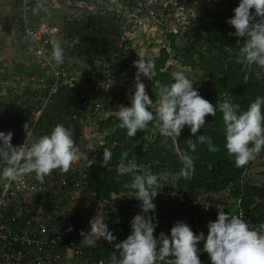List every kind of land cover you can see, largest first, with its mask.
<instances>
[{
    "label": "trees",
    "instance_id": "trees-1",
    "mask_svg": "<svg viewBox=\"0 0 264 264\" xmlns=\"http://www.w3.org/2000/svg\"><path fill=\"white\" fill-rule=\"evenodd\" d=\"M57 2L66 7L64 15L53 12L47 4L45 6L49 10L48 13H39L44 16V21L52 24L58 17L55 37L65 50L64 57L69 69L65 68L64 74L54 76L47 64H41L42 69L44 66L43 82L36 88L35 82L30 81L31 85L40 90L34 91L33 94L24 84V92L30 97L28 101L21 98L17 102V98L11 100L7 98L8 95L2 93L0 129L11 131L12 138L17 142L25 130L23 125L30 123L28 113L40 107L43 98L48 97L49 89L55 84V90L49 95L38 116L34 126L35 134L41 130L45 132L40 137L49 135L56 125L61 124L73 130V138L80 150L78 156L83 154L88 155L89 159L95 158L96 163L91 167H87L86 162L79 159L80 169L75 168L67 173H61L59 169L53 170L51 175L45 177L44 183L35 179V173L31 174L34 183L44 186V190L37 189L35 193L36 206L39 209L42 210L41 206H44L41 204L55 205L54 201H57V205L67 204L74 201V197L78 198L81 206L85 205L84 211L79 207L80 209L71 214L69 212L70 215L63 214L54 222L51 220L52 224L59 225V255L63 256V249L62 252L60 249L61 242L64 241L67 247L73 249L72 255L78 264H119L121 256L114 244L127 238L131 233L130 221L142 211L141 202L135 198L136 190L124 187L125 183L132 181V174L120 175L117 172L123 152L128 153L125 164L135 162L138 166L136 174L148 170L158 175L157 191L160 192L154 198V222L158 223L154 236L159 237L161 232L170 236L172 226L177 221L182 222L184 214H187L186 224L195 234L203 232L206 238L209 231L207 225L217 219L219 211L240 215L249 222L251 228L260 230V225L264 224V169L254 172L262 177L257 184L249 176L252 162L242 168L236 167L234 157L227 155L222 113L218 108L220 103L228 100L239 104L243 111L248 109L257 96L264 97V68L253 66L250 72L245 73L242 71V65L235 62L239 47L242 46L237 44V39L242 44L245 38L229 35L235 32V28L229 25L227 20L234 16V9L240 0ZM17 5V0H12L10 17L15 20L14 29L21 34L22 26L17 19ZM118 5L132 7L129 12L134 11L125 26L122 23L125 22L124 19H120L119 23V19L115 17ZM251 11L254 12V9ZM152 14L159 24L153 34H150L152 23L149 18ZM141 17H147L149 21L147 29L143 32L146 37L142 39L146 40L149 46L157 48L154 57L144 58L154 62L156 71V76L152 80L147 79L145 85L146 92L153 99V107L150 110L155 111L158 102L155 80L161 85H168L174 82L173 72L187 70L186 74L193 81L194 88L203 98L217 106L216 116H206L205 127L201 128L197 135L210 137L219 151L211 152L207 143L196 142L187 125L178 138L167 139L155 122H151L146 130L139 131L135 137H128L126 129L117 128L115 132L111 131L119 123L116 115L119 106H131L126 93L127 80L112 90L97 86V89L91 87L89 91V87L94 83L97 85L103 79L96 63L107 62L113 74L123 73L128 79L135 77L137 69L133 67V62L137 58L131 47V34H139L142 31L137 22ZM7 30H10L9 26ZM17 72L19 75L30 74L26 69H19ZM245 75L249 77L247 82L244 81ZM72 77L74 84L68 87L67 80ZM82 81H85L86 90L84 95L79 97L78 86ZM7 90L9 92L10 88ZM94 100L99 104L98 111L92 116L96 130L94 125L84 118ZM85 129L87 132H84ZM190 138L197 143L195 152L188 149L187 140ZM79 140H84V144H80ZM94 143L98 145L93 146ZM104 148L112 153L107 167L102 166ZM185 152L196 157L195 173L191 180L175 179L182 167L181 155ZM258 159L259 155L255 162ZM49 181L51 183L48 184ZM46 185L49 187L47 190ZM170 193H173V196ZM213 194L220 195L215 208L205 203ZM89 204L90 207L87 206ZM176 206H183L185 212L178 213ZM6 215L14 216L10 211ZM148 215L153 214L150 211ZM92 217L107 224L116 237L113 244L95 236L92 237L95 240L94 245L89 246L83 242L78 227H81V231L89 232L91 226L88 220ZM199 219L201 222H196ZM16 221L22 220L16 217ZM203 247L204 241L199 242L198 248L201 251L198 255L201 264H211L207 252L202 251ZM45 251V254L49 255L54 252L51 248H46ZM157 264L165 262L157 261Z\"/></svg>",
    "mask_w": 264,
    "mask_h": 264
},
{
    "label": "clouds",
    "instance_id": "clouds-1",
    "mask_svg": "<svg viewBox=\"0 0 264 264\" xmlns=\"http://www.w3.org/2000/svg\"><path fill=\"white\" fill-rule=\"evenodd\" d=\"M3 1H5L8 8L6 20L12 26H9V29H11V33L17 34L19 46H16V55L12 54L9 57L11 59L9 61L14 62L13 65L0 62V95L4 93L11 100L17 98V102L21 98L28 101L30 97L28 93L24 92V84L29 87L27 88L29 92L33 93L40 90L36 88L40 86L38 85L41 83L39 79L43 81L44 66L43 69L40 66L43 65L44 60L33 53V46L25 36L20 16L19 0H17V19L20 20L22 26L21 34L14 29L15 20L10 17L12 0ZM45 4L50 5V8L59 7L57 12L60 15L66 13V7L60 5L57 0H53L52 4H48V0H37L33 4L30 3L31 8L27 12L28 23L32 28L44 24L47 28L53 30V32L47 33L46 37L49 48L52 49L51 58L56 62V65H59L63 62L65 50L61 46V42L55 37L58 29V17L53 20V24L44 21V16L39 12L48 13L49 10ZM130 9L132 7L126 8V6L121 7L120 5L116 9L115 17L119 19V23L121 22L120 19H124L125 22H122L124 26L130 21L131 15H134V11L129 12ZM252 9H254V12L251 11ZM149 21L152 23L150 34H153L158 24L153 23L150 18ZM149 21L147 17L139 18L137 22L142 28L141 34L132 33L131 39L139 37L142 42H147L142 37H146L143 32L147 29ZM227 23L235 28V32L229 33V35L245 38L242 44L237 39V44L242 46L239 47L235 58V62L242 65V71L248 73L253 66L264 68V0H240L239 5L234 9V16L228 19ZM151 50L157 51V48L151 47ZM25 56H28L29 59H25ZM135 57L137 59L133 62V67H136L137 71L134 78L128 79L123 73L117 74L119 77L124 76V80H127L126 93L127 98L131 101V106H119L116 113L119 123L111 131L115 132L117 128L126 129L128 137H135L139 131L146 130L151 122H155L161 134L167 139L169 137L178 138L182 129L187 125L192 135L195 136L196 142L207 143L211 152L219 151V148L213 145L210 137L202 134L197 135L199 130L205 127L206 116H216L217 106L203 98L198 90L194 88L193 81L186 74L187 70L173 72L174 82L168 85H161L155 80L158 102L155 111H152L150 109L153 107V99L146 92L145 85L147 79L152 80L156 76L155 64L153 61L144 58L150 59L154 56L146 57L136 54ZM2 65L8 66L7 70H4ZM19 69L21 71L26 69L30 74L19 75V73H13V70L19 71ZM248 78V75H245L244 81L247 82ZM30 81L37 84L36 88H31ZM8 88H10L9 92ZM48 97L43 98L40 107L30 110L28 113L30 123L23 125L25 130L21 137L16 140L17 142L12 138L13 133L11 131L0 129V190L5 181L10 182L11 187L8 190L11 193L5 209L6 214L10 211L15 217L20 218L22 221L19 224L25 223L26 219L44 223L48 236L56 234L54 249L59 251L57 249L59 248L57 246L59 239L57 226L59 225L52 224L51 220L53 219L54 222L59 216L69 214V212L71 214V212L80 208L66 209L69 205H57V201H54L55 205L41 204L44 206H41L42 210L39 209L36 206L35 193L37 189H43L44 186L34 183L31 174L35 173V179L40 183H44L45 177L51 175L53 170L59 169L61 173H67L69 170L75 169V163L79 159H83L87 167H91L96 161L95 158L89 159L88 155L80 154L78 156L80 150L75 143L71 128L58 124L49 135L40 137L45 132L41 130L35 134L34 126ZM262 106H264V97L262 96H257L250 103L248 109L243 111L239 104H233L228 100L218 105L224 124L227 155L234 157L235 165L238 168L254 161L257 155L262 156L264 152L261 151L264 149V112H262ZM84 118L92 126L95 124L91 116L85 115ZM102 118L99 117V119ZM93 127L96 130L97 126L94 125ZM84 132H87L86 129ZM107 134L106 132L105 135ZM26 136L27 138L30 137V141L24 144ZM84 136V139H86L87 133ZM196 142L191 138L187 140L188 149L191 152L196 151ZM22 144L24 145L22 146ZM97 145L98 143L93 144V146ZM127 156V152L121 154L117 172L120 175L132 174V181L125 183L124 187L136 190L135 198L141 202L142 211L130 221L131 233L127 238L114 244L115 249L121 256L119 264H157V261H163L165 264H201L198 255L201 251L198 244L201 241H204L202 251L207 252L211 264H264V231H262L264 230V224L260 225V230L253 229L250 227L249 222L240 215L219 211L217 219L207 225L209 231L206 238L203 232L195 234L189 225L181 221H177L172 226L170 236L163 232L159 234V237L154 236L158 223L154 222L156 211L154 198L160 192L157 191L159 187L158 175L148 170H144L142 174H136L138 166L135 162L125 164ZM111 159V151L104 148L102 166L107 167ZM195 159L196 157L189 155L188 152L183 153L181 155L182 167L175 179L191 180L195 173ZM24 176L31 187H16L15 182H21ZM49 183L51 182L49 181ZM45 188L46 190L49 189L47 185ZM80 190L83 191L82 188ZM215 195L219 194H213L212 196ZM206 202L211 203L209 200ZM84 206L80 210L84 211ZM150 211L153 215H148ZM89 222L91 224H89L91 226L89 232L79 229L86 245L95 244V240L92 239L93 236L103 238L109 244H113L116 237L104 221L97 220L94 217ZM61 243L62 248L60 251L63 249V252L61 251L63 256H61L59 264L74 259L73 249L68 247L69 250L66 251L63 247L66 243L64 241ZM71 244L73 245V243ZM169 257L171 259H168Z\"/></svg>",
    "mask_w": 264,
    "mask_h": 264
},
{
    "label": "built area",
    "instance_id": "built-area-1",
    "mask_svg": "<svg viewBox=\"0 0 264 264\" xmlns=\"http://www.w3.org/2000/svg\"><path fill=\"white\" fill-rule=\"evenodd\" d=\"M36 1L37 0H19L21 7L20 16L25 36L33 46V53L44 60V63L52 69L54 76L64 74V71L69 69L66 66V58L64 57L63 62L59 65H56V62L51 58L52 49L49 48L46 34L53 32V30L47 28L44 24H39L35 28H32L28 23L27 12L31 8L30 3L33 4ZM150 20L155 24H159L153 14L150 17ZM96 66L103 75V79L97 85L95 83L91 85L89 91L91 87L97 89V86L98 88L101 87L102 89L105 88L106 90H112L113 88L115 89L119 87V84L125 79L124 76L119 77L116 74H113L112 69L109 68L107 62L96 63ZM39 81L43 82L41 79H39ZM73 81V77L67 80L68 87L74 84ZM38 85H41V83ZM31 88L34 89L35 86L31 85ZM55 88L54 84L52 88L49 89L47 95L49 96ZM85 90V81H82L78 86L79 97L84 95ZM93 103V106L91 105L92 108L91 106L89 107V111L86 114L87 116L92 117L98 111V102L94 101ZM26 138L27 136L25 137L24 144L30 141V137ZM24 144H22V146ZM9 183L10 182L5 181L3 183L4 186L0 190V264H59L61 256L58 251L54 249L56 243L55 238H57L56 234L54 235L53 233L54 236H48L46 225L42 222H35L26 219L25 223L19 224V222L16 221L15 216L6 215L5 209L11 193L8 190V188L11 187ZM15 184L18 188L31 187L25 176L22 177L21 182H15ZM63 247H65L64 250H69L66 244H64ZM46 248H51L54 252L51 255L45 254Z\"/></svg>",
    "mask_w": 264,
    "mask_h": 264
},
{
    "label": "rangeland",
    "instance_id": "rangeland-1",
    "mask_svg": "<svg viewBox=\"0 0 264 264\" xmlns=\"http://www.w3.org/2000/svg\"><path fill=\"white\" fill-rule=\"evenodd\" d=\"M52 3H53V0H48V4H52ZM51 9L53 10V12L56 13L59 10V7L51 8ZM7 15H8L7 5H6L5 1L0 0V62L6 63L8 65L7 62H9V60H11V59H9V57L12 54L16 55V52H15L17 49L16 46L17 45L19 46V43H18L17 34L11 33L12 32L11 29L7 30V26H11L10 23L6 20ZM139 34H141V32ZM131 47H132L133 51H135V53L138 56L151 57V56H155L157 53V51H152L151 47L147 44V42H142L139 37H135V38L133 37V39L131 40ZM24 58L29 59L28 56H25ZM2 68L4 70H7L8 66L2 65ZM13 73L18 74V72L15 70H13ZM79 143L84 144V140H80ZM79 162L80 161L78 160L75 163V168H78V169L81 168V164ZM261 169H264V152H263L262 156H259V159L256 160V162H255V160L252 161L250 171H249V173L251 172L249 175L250 179L257 184L260 183L262 177L260 175H256L254 172L256 170L259 171ZM168 185L170 186V183ZM171 194L173 196V193H171ZM217 198L220 199L219 195H215V196L211 195V197L209 199H207L206 201L209 200V202L212 203V204L210 203V205L215 208L217 205L216 204ZM64 205H69L68 208L74 207L76 209L83 206V205L81 206L80 201L78 200L77 197H74V201L67 202V204H64ZM204 205L206 206V204H204ZM87 206L90 207L91 204H89ZM176 211L178 213H182V214L185 212L183 210V206L181 208H180V206H176ZM196 216H197V214H196ZM187 219H188L187 214H184V217L181 220H182V222L186 223ZM193 219H195V216H193ZM196 222H201V219H199V221H196ZM78 228L81 229L80 226Z\"/></svg>",
    "mask_w": 264,
    "mask_h": 264
},
{
    "label": "crops",
    "instance_id": "crops-1",
    "mask_svg": "<svg viewBox=\"0 0 264 264\" xmlns=\"http://www.w3.org/2000/svg\"><path fill=\"white\" fill-rule=\"evenodd\" d=\"M7 63H9L10 65H13L14 64V62H12V61H9V62H7ZM6 64V63H5ZM94 217H92L91 219H89L88 221H91L92 219H93ZM89 224H90V222H89ZM91 225V224H90ZM61 264H78V262H76L74 259L73 260H69V261H65L64 263L63 262H60Z\"/></svg>",
    "mask_w": 264,
    "mask_h": 264
}]
</instances>
